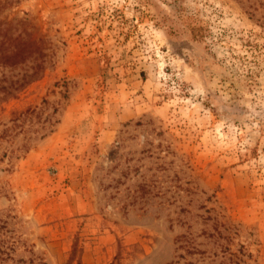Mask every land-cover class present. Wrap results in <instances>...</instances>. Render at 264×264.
<instances>
[{"label":"rangeland","instance_id":"374dc122","mask_svg":"<svg viewBox=\"0 0 264 264\" xmlns=\"http://www.w3.org/2000/svg\"><path fill=\"white\" fill-rule=\"evenodd\" d=\"M27 37L0 264H264V0H0V42Z\"/></svg>","mask_w":264,"mask_h":264},{"label":"trees","instance_id":"16d2710c","mask_svg":"<svg viewBox=\"0 0 264 264\" xmlns=\"http://www.w3.org/2000/svg\"><path fill=\"white\" fill-rule=\"evenodd\" d=\"M8 30V28H6ZM14 39H12L9 43L5 44V41L0 42V66H11L15 65L18 61L17 57L20 58V45L27 47V53L30 57L32 65L29 67L30 70L26 69V71L21 74V76H14L11 78L12 80L7 85H0L2 94H0V102L10 97V95L15 94L22 86L25 84L32 82L35 80L38 75L41 74L43 69V65L46 61V55L43 53L42 47L38 44V42L31 38H26V40L19 42L16 46H12ZM23 57V56H22ZM7 80H5V83ZM74 256V252L71 253L69 260H71ZM79 264V261L77 262Z\"/></svg>","mask_w":264,"mask_h":264},{"label":"crops","instance_id":"0c3cea01","mask_svg":"<svg viewBox=\"0 0 264 264\" xmlns=\"http://www.w3.org/2000/svg\"><path fill=\"white\" fill-rule=\"evenodd\" d=\"M101 239H103V241H105L103 245H106L107 244V235L103 236Z\"/></svg>","mask_w":264,"mask_h":264}]
</instances>
